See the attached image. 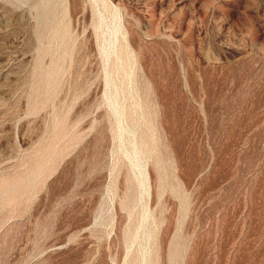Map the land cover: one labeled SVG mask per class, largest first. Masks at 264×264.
Instances as JSON below:
<instances>
[{"label": "rangeland", "instance_id": "obj_1", "mask_svg": "<svg viewBox=\"0 0 264 264\" xmlns=\"http://www.w3.org/2000/svg\"><path fill=\"white\" fill-rule=\"evenodd\" d=\"M40 3L0 0V264H264V0Z\"/></svg>", "mask_w": 264, "mask_h": 264}, {"label": "bare ground", "instance_id": "obj_2", "mask_svg": "<svg viewBox=\"0 0 264 264\" xmlns=\"http://www.w3.org/2000/svg\"><path fill=\"white\" fill-rule=\"evenodd\" d=\"M48 2H49V0H41V3L40 4H42L41 5V7L43 8V15H45L48 19L51 17V13H50V7H48ZM61 3V2H60ZM56 4V3H55ZM52 20H54V19H52ZM42 27L44 26V23H41L40 24ZM62 27V26H61ZM44 28V27H43ZM70 32V31H69ZM113 32V31H112ZM68 37V36H67ZM68 40V39H67ZM63 37H60L59 38V42L60 43H63ZM109 44H110V42H107V43H102L100 46H99V49H100V51H101V53H102V55H103V58H104V60L106 61L107 59H108V56H109ZM111 45V44H110ZM111 53V52H110ZM112 62V61H111ZM105 65H107V64H105ZM105 67V66H104ZM60 69V68H59ZM108 81V80H107ZM54 87V86H53ZM106 92V91H105ZM110 98V97H109ZM112 99V98H111ZM113 100V99H112ZM110 101V100H109ZM112 102V101H111ZM114 102V101H113ZM121 121V120H120ZM134 134V133H133ZM121 135V134H120ZM145 136H147V134H145ZM140 138V137H139ZM142 141H144L143 139H142ZM135 143H137V142H135ZM134 143V144H135ZM141 144H144V143H142L141 142ZM143 145H140L139 147L138 146H135L134 145V147H133V153L134 154H136L137 153V148H141ZM146 146V145H145ZM140 151V150H139ZM126 152V151H125ZM133 155V154H132ZM130 156L129 157V162H133L134 161V159L136 158V156ZM127 158H128V155H127ZM26 161H28V160H26ZM142 168V167H141ZM140 168V172H142L143 171V168L141 169ZM139 170V169H138ZM139 173V172H138ZM139 180H141V178L139 179ZM128 182H129V180H128ZM139 189H141L142 188V185H143V181L141 180L139 183ZM1 188H3V187H1ZM137 197V196H136ZM127 202V201H126ZM125 201H124V203H126ZM128 203V202H127ZM123 204V203H122ZM122 207V206H121ZM125 207H127V206H125ZM123 208V207H122ZM126 211H128V210H126ZM128 214V213H127ZM131 231H133V230H131ZM128 235H131V233H129ZM142 253V252H141ZM154 254V253H153ZM147 255H149V253L147 254ZM145 256V255H144ZM143 256V254H141V262H139L140 264H143V261H144V259H145V257ZM154 259V258H153ZM136 260V259H135ZM150 260H152V259H150ZM158 260V259H157ZM137 262V260L135 261V263ZM154 262V261H153ZM156 264V263H155Z\"/></svg>", "mask_w": 264, "mask_h": 264}]
</instances>
